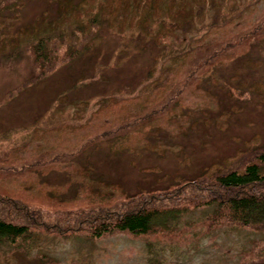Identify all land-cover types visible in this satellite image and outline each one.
Segmentation results:
<instances>
[{"label": "rangeland", "instance_id": "374dc122", "mask_svg": "<svg viewBox=\"0 0 264 264\" xmlns=\"http://www.w3.org/2000/svg\"><path fill=\"white\" fill-rule=\"evenodd\" d=\"M22 1V7L4 14L13 20L9 32L1 29L9 19L4 15L0 18V37L8 36L2 41L6 50L0 52L1 155L59 141L55 138L58 133H43L48 129L59 131L64 125L76 126L75 131L59 132L73 145L76 136L86 129H79L80 123L96 109L99 99L151 93L153 87L154 93L157 81L165 84L166 92L172 88L175 96H183L186 103L171 122L132 150L113 152L108 143L102 142L82 154L75 166H93L95 173L103 174L105 186L113 184L133 193L165 186L176 177H194L233 155L255 135L264 141V96H252L248 90L252 83L262 80L264 68L248 69L242 60L224 63L196 81V75L188 77V67L183 69L194 52L181 60L163 58L168 46L189 51L197 42H213L242 29L264 12V0ZM94 16L97 22H93ZM92 24L99 25L96 43L73 60L56 65L47 76L46 64L36 62L30 52L34 37L56 36L59 48L53 52L62 59L69 44L92 38L77 34L76 27L87 29ZM10 41L21 42V54L14 52ZM182 59L185 63L180 68L182 63L176 61ZM39 72L44 77L29 83ZM240 82L243 84L236 86ZM79 102L78 106L89 105L85 114L74 113ZM28 134H33V139ZM66 179L59 173L46 177L43 185L37 186L40 196L49 197L47 187L51 185H68ZM200 224L181 227L172 239L176 243L162 245L163 251L166 249L163 264L239 262L238 236H203ZM145 240L121 234L88 244L69 239L60 242L53 255L62 264H149ZM19 258L16 264H40Z\"/></svg>", "mask_w": 264, "mask_h": 264}, {"label": "trees", "instance_id": "16d2710c", "mask_svg": "<svg viewBox=\"0 0 264 264\" xmlns=\"http://www.w3.org/2000/svg\"><path fill=\"white\" fill-rule=\"evenodd\" d=\"M22 6V0H1L0 18ZM7 14L4 16L9 20L1 27L4 32L13 26ZM97 21L94 16L93 22ZM76 29L82 37L92 38L69 44L62 59L53 52L59 48L54 35H36L35 42L29 43L34 60L46 64V75L56 65L73 60L96 43L94 37L99 25ZM1 38L0 52L4 53L7 45L2 41L8 36ZM20 44L10 41L14 52H19ZM193 45L189 51L166 45L163 58L181 60L194 52L189 64L186 60L187 66L184 59L176 64L182 63L183 69L188 67V77L196 75V81H202L210 69L224 63L242 60L248 69L264 68V12L235 33ZM180 68L177 66L176 70ZM44 75L35 74L29 83ZM155 83L158 85L154 93L153 87L151 93L99 99L96 109L80 123L79 129H86L76 136L73 145L60 134L65 130L75 131L76 126L64 125L59 131L48 129L43 133H58L55 138L59 137V141L38 143L23 153L0 154V264L19 263V257L40 264H62L53 255L60 242L71 239L88 244L120 234L146 239L149 264H163L166 249L163 251L162 245L175 242L172 239L181 227L194 228L200 222L203 236L222 233L239 237L237 264H264V141L258 135L246 140L244 147H239L233 155L194 177H176L165 186L133 193H125L113 184L105 183V186L103 174L95 173L93 166H75L82 154L102 142L108 143L113 152L132 150L171 122L186 103L183 96L174 95L172 88L166 92L165 84ZM250 87L252 96H264V76ZM80 103H75V114H85L89 106L87 103L78 106ZM28 135L33 139V134ZM53 173L67 177L68 185L47 187L49 197L43 199L37 186L43 185V180ZM26 175L36 179H27Z\"/></svg>", "mask_w": 264, "mask_h": 264}]
</instances>
